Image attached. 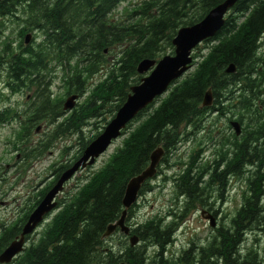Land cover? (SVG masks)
Instances as JSON below:
<instances>
[{
	"label": "trees",
	"instance_id": "16d2710c",
	"mask_svg": "<svg viewBox=\"0 0 264 264\" xmlns=\"http://www.w3.org/2000/svg\"><path fill=\"white\" fill-rule=\"evenodd\" d=\"M120 1L123 0L0 1V16L12 14L20 7L27 13L24 31L36 29L41 36L35 46L23 45L17 51L4 41L0 45V65H6L13 86L19 87L21 81L34 86L38 102L28 115V125L45 118L48 122L59 119L44 147L51 138L75 133L77 148L72 159L112 116L129 86L139 80L137 62L146 57L157 58L158 52L165 49L171 53L170 39L178 26L194 23L221 0H143L138 10L130 11L131 15L138 13L142 20L126 23L110 18ZM263 37L264 0H236L220 28L204 40L209 42L205 52L194 53L197 60L193 69L136 114L138 123L121 144L76 187L37 239L8 264H264V247L260 251L243 244L245 230L259 229L264 233ZM228 62L235 65L233 73L223 70ZM102 68L103 77L86 91L87 79ZM54 69L59 70L67 92L85 93V101L61 118V99L53 98L49 89ZM208 87L212 103L200 107ZM212 109L236 119L243 125V133L236 136L229 130V142L225 140L207 161L198 159L202 146L196 142L185 165L173 178L179 201L177 211L167 214L172 218L165 220L155 214L130 228L138 244L129 245L121 234L125 244L103 247L107 236L101 234L120 214L126 181L147 165L156 145H161V160H165L167 152L184 139L187 127L196 129ZM4 114L0 112V120ZM89 123L94 132L87 135L83 127ZM66 164L59 163L54 168L55 175ZM230 175H243L245 179V190L230 224L216 226L202 244L189 240L179 252L163 256L173 229L195 203L216 214L205 196L216 191V197L222 199ZM151 187L144 180L138 191ZM133 207L131 204L127 208L126 218ZM29 209L1 228L0 250L18 233ZM141 241L147 243L139 246ZM146 245L157 250L145 255Z\"/></svg>",
	"mask_w": 264,
	"mask_h": 264
},
{
	"label": "rangeland",
	"instance_id": "374dc122",
	"mask_svg": "<svg viewBox=\"0 0 264 264\" xmlns=\"http://www.w3.org/2000/svg\"><path fill=\"white\" fill-rule=\"evenodd\" d=\"M143 0H124L119 3L111 12V20L115 22H131L136 20H142V16H137L138 13L131 15L130 11L137 9ZM18 19L13 21L12 17L5 18L3 31L1 35L3 42L8 40L11 44H14L15 49L20 46L19 28H23L26 24L22 18L27 13H18ZM130 16V17H129ZM28 33V43H38L41 39H36L34 33H37L36 29L26 31ZM163 45V44H162ZM205 43L200 42L198 48L194 49V52L204 50ZM166 51V49H165ZM162 52L159 51L160 55ZM108 61L111 60L110 56L107 57ZM105 68L92 74L87 79L85 84V90L87 91L91 85L101 79ZM57 76L53 78L50 90L54 98H64L65 88L59 78V72L56 70ZM4 72L0 74V101L9 100L11 108L19 111L20 120L8 121L0 123V230L6 224H10L32 203L36 198L38 191L50 180L48 175L51 173L52 165L56 166L61 162L67 161L75 152L77 146V140L75 133L71 135H59L55 138H51L46 147L40 146L47 141L48 133L52 128V124L48 123L44 119L37 120L32 126H37V130L29 128L27 134L20 128L25 122L22 109L26 107L25 95L31 91L23 89L21 92H15L14 94H7V89L3 88ZM3 88L4 91H1ZM85 95V93H84ZM31 97V95H30ZM77 106L85 101L83 95H77ZM75 101V102H76ZM137 123L136 120H131L127 125V130ZM54 124V123H53ZM199 126V127H198ZM195 129L187 127L188 132L184 134V139L178 142L176 146L170 149L165 160H160L158 164V170L155 175L149 180L148 184L152 187L145 192H141L136 198L133 213L127 219V223L130 226L139 224L147 218L158 214L164 217L165 220L172 218L169 214L171 211H177V203L179 196L175 195L173 180L175 174L185 165L184 162L194 148L195 143L201 141V150L198 153V159L200 161H207L212 159L216 155V149L223 146V142L231 139L229 135V128L227 126V118L223 115H216L214 112L206 113L199 122ZM90 127V128H89ZM84 132L86 134L93 133L92 126H85ZM122 135L112 140L107 149L102 152L95 161L77 170L64 184L57 195L62 201H66L75 191L77 185L82 183L84 179L94 170L98 169L107 157L118 147L121 143ZM16 154H18L16 156ZM245 190L244 176L230 175L227 186L223 191L222 199L216 197V191H212L210 196H205V201L210 207L216 209V214L212 213L198 202L194 207L190 208L188 212L182 216L181 220L177 223L173 229L171 235V241L165 246V255L176 253L185 247L189 240L194 241L197 245L204 243L206 238L209 237L213 228L219 225L228 226L229 220L233 215L235 209L239 206L241 196ZM53 209L52 213L55 212ZM200 210L203 216L199 214ZM206 213L211 214L214 219V226L210 227L207 223V218L204 217ZM50 214V215H51ZM50 215L45 217V220L32 231L25 244H29L34 241L42 226L50 219ZM244 240L246 246L252 245L261 250L264 247V233L259 229L245 230ZM121 236V233L114 230L110 236L107 237L103 247L109 244L114 247L125 244ZM127 240V238H126ZM142 242V241H141ZM140 242V244H142ZM146 242V241H144ZM139 241H136L138 244ZM147 243V242H146ZM146 254L152 255L155 251L153 246H145ZM264 253V252H263ZM261 253V254H263ZM260 256V255H259ZM263 257V255H262Z\"/></svg>",
	"mask_w": 264,
	"mask_h": 264
},
{
	"label": "water",
	"instance_id": "95a60500",
	"mask_svg": "<svg viewBox=\"0 0 264 264\" xmlns=\"http://www.w3.org/2000/svg\"><path fill=\"white\" fill-rule=\"evenodd\" d=\"M234 1L235 0H222L213 6L197 22L179 27L171 39L173 54L163 55L155 63L150 59H142L138 62L136 67L138 72L146 70L150 65H153V67L147 75L140 79L138 84L130 86V92L127 94L125 100L118 107L113 117L104 125L100 133L90 140L82 150L81 155L71 165L60 172L53 184L44 193L41 200L28 214L25 223L21 226L18 236L11 240L0 252L1 263L8 262L22 249L24 235L29 233L34 228L35 224L41 220L42 216L55 204V202L51 200L55 193L61 189L63 181H65L77 168L92 163L94 157L105 149L112 138L119 134V130L125 123L132 118L138 110L150 102L154 95L161 93L168 82L179 76L188 67V63L191 60L189 55L190 49L201 39L214 34L222 22V14ZM226 69L232 70L233 65L230 63ZM74 97V94L68 96L63 103V108H70L73 105ZM210 103L211 95L209 89H207L203 94L201 104L207 106ZM229 123L234 132L238 133V122L230 121ZM161 153V147H156L149 154L148 165L126 181L120 200L123 209L114 222L106 225L102 235L110 233L116 226H118L123 233H127V226L123 224L125 209L134 200V194L136 190H138L141 182L153 174L155 164ZM209 224L213 225L211 217H209ZM135 240L136 237L134 235L129 237V243L131 245Z\"/></svg>",
	"mask_w": 264,
	"mask_h": 264
},
{
	"label": "bare ground",
	"instance_id": "6f19581e",
	"mask_svg": "<svg viewBox=\"0 0 264 264\" xmlns=\"http://www.w3.org/2000/svg\"><path fill=\"white\" fill-rule=\"evenodd\" d=\"M211 8H212V7L208 8V9L206 10V12H208ZM230 63L233 65V69H232V70H227L226 68L228 67V65H229ZM223 70H224L225 73H233V72L235 71V65H234L232 62H228L227 65L224 67ZM70 93H71V94H79V93L74 92V91H71ZM200 107H202V104H201V103H200ZM243 131H244V130H243V125H241V126H240V129H239V132L242 134ZM139 194H141V192H139L138 190H136V192H135L134 195H139ZM61 209H62V208L59 207V208H56L55 210H56V211H59V210H61ZM25 221H26V218L24 219L23 223H25ZM229 223H230V220H229ZM40 224H41V222H37V223L35 224V226H34V229H36V227H38ZM137 225H138V224H136V225H134V226H137ZM45 226H46V224H44V225L42 226L41 230L44 229ZM214 229H215V227L213 228V231H214ZM101 235H102V234H101ZM244 235H245V234H244ZM244 235H243V237H244ZM141 243H142V244H139V246H140V245H145V242H141ZM146 246H148V245H146ZM150 246H152V245H150ZM154 248H155V247H154ZM144 250H145V247H144ZM156 250H157V248H155V251H156ZM155 251H154V252H155ZM154 252H153V253H154ZM145 255H147V254H146V250H145ZM163 256H168V254L165 255V250H163Z\"/></svg>",
	"mask_w": 264,
	"mask_h": 264
}]
</instances>
